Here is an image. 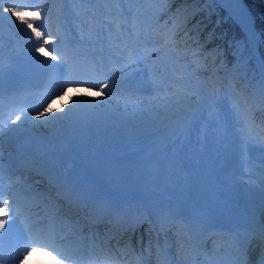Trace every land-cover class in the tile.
<instances>
[{"label": "bare ground", "instance_id": "1", "mask_svg": "<svg viewBox=\"0 0 264 264\" xmlns=\"http://www.w3.org/2000/svg\"><path fill=\"white\" fill-rule=\"evenodd\" d=\"M59 1L60 0H44L39 7V9L45 13L43 30L49 34H51L48 28L49 15L54 10L59 9ZM70 1L77 11L81 10L79 12V19L83 21V28L87 33H98V27L100 25L92 18L98 19L102 24L103 21H108V17H112L111 14H113V12L119 11L118 0ZM216 1L244 30L247 36L246 40L238 42V46L236 50L233 51V54L240 56L244 52L246 45L250 46V55L255 59L264 80V64L259 59L258 35L255 32V38L252 37L249 28L250 24L247 23V25L245 22L246 20H242L234 3L227 2V0ZM7 10L8 9H5V11ZM110 12L111 14H109ZM12 15L21 16L26 14L13 12ZM131 16L132 13L128 15V9H124L121 13V17L115 19L117 21L119 20V28L109 31V40L111 42V47L109 48H119L128 51L127 47L124 46L128 40L127 46L130 45L132 51H137V57L146 55L152 51V49H142L144 42L141 41L144 35L138 37L136 34L137 27L134 28V25H130L132 22ZM21 38H26V36H21L18 28L11 26L7 20H4L3 29L0 31V46H8L14 43L13 48H15V46L19 44ZM134 42H136V45L132 46ZM129 52L131 51L129 50ZM137 57L135 58L137 59ZM152 58L141 64L135 59L136 61L132 66H127L124 68L125 70L123 72L120 70L112 76V80L116 85L113 88V94L120 98L119 101H121V105L110 101L116 112L123 113L125 104H128L129 109H131L132 104H134L133 102L137 101L136 97L142 95V93L146 91L161 94L167 89L174 90L173 85L167 82V78L170 76L169 73H163L161 75L165 79L158 89L153 87L152 77L149 76V72L154 71L156 67L159 66V62L157 61L156 55ZM123 59L124 57L121 56L120 60ZM137 70H141V73L138 77H135L134 72ZM117 75L120 76L119 78L121 80L117 79ZM235 79H238V77ZM227 80V82L213 85L207 92V94L211 93L209 98L206 99V97L200 96L197 102L189 107L188 111L185 112V117L192 121L191 127L188 131L181 132L178 136H173L171 134V126L158 135L145 134L144 131L135 135L128 134L126 130L112 131L110 130L111 120H105L103 115L89 113L85 105L82 106L80 110V123L75 128L62 127L59 124H49L47 126H42L43 128L37 127L40 131H47L49 137L55 138L56 140H36L33 141L32 144L34 146L51 148L62 138L79 137L88 141H93L96 147L101 150H120L122 152L135 154L136 158L133 162L118 167V173L120 177L124 178L123 180H129L136 174L148 171L152 179L147 184L140 187L144 192H153L154 195H164V197L175 194L182 197V200L185 202L191 201L201 178L215 162L217 164L220 190L226 197L230 196L228 201L237 198L245 199L253 203L258 210L261 204L260 196H258L254 188L250 189L249 186H247L244 179L245 176H247L248 169L245 166V162L248 159L243 153V146L237 143L232 144L231 139L235 129L237 131L243 129L242 126H237V124H240L237 122L243 121L242 124H246V120H243L241 111L251 105H255L258 108L260 104H264V85L262 84L263 86H260L255 93V97L250 101L243 100L242 98L246 84L235 87V83H232L235 91L230 92L226 89V85L231 83L233 78L228 77ZM124 89L127 91L126 96L131 97V105L122 95ZM69 95L74 96L75 93L72 92ZM66 102L67 97L58 101L53 107H59L60 104ZM119 109L120 111H118ZM194 111L195 115L193 114ZM100 119L105 123L106 133L103 138L97 139L93 130L97 127V121ZM46 128L48 130H46ZM109 133L112 134L109 135ZM249 139L251 138H247V141ZM263 158L264 154L262 155V159ZM151 162L155 163V167L146 168V165ZM237 175H243L244 177L237 179ZM261 178L257 182L258 187H261ZM236 180L245 182L243 186L245 189L244 191L243 189L237 188ZM258 211L261 215L264 214L263 209H259ZM62 217H64V215L57 217L58 222H60ZM71 229L73 233H82L83 241H85L82 245L84 254L81 258L80 251L78 259L88 264H90L89 255L93 249H95L96 252H99L101 248L105 250H114L121 256L118 262H123L127 260V254L134 249L136 250L138 247L136 246L138 242L135 244L132 239V236H139L138 233L134 235L128 234L126 237L115 235L112 239V234H109L106 229L84 230L80 221H74L71 225ZM21 264H27V261L25 260Z\"/></svg>", "mask_w": 264, "mask_h": 264}, {"label": "snow or ice", "instance_id": "2", "mask_svg": "<svg viewBox=\"0 0 264 264\" xmlns=\"http://www.w3.org/2000/svg\"><path fill=\"white\" fill-rule=\"evenodd\" d=\"M80 2H84V0H80ZM118 2H122V0H118ZM128 2L132 3L134 0H128ZM227 2L242 3V0H227ZM5 9L8 10L5 11ZM13 12L28 14L13 16ZM44 19L45 13L39 7H33L25 0H0V31L3 29L4 20H7L11 26H15L20 31H28L30 41H35L33 47L35 53L38 54L35 59L46 68L56 69V76L59 79L64 76L65 69L68 70L69 74L72 71L70 53L56 50L53 46L51 34L43 30ZM83 38V35H81L82 40ZM59 42V39H57L56 43ZM144 42L146 44L151 43V37L146 36ZM118 54L124 55L123 51ZM157 54L158 50L153 53V55ZM45 55L55 63H49V61L42 59ZM131 55L134 58L137 57V51L133 50ZM66 57H69V59H66ZM141 58L146 59V57ZM2 65L3 57L0 55V71H2ZM160 67L167 69V63L163 59L160 61ZM149 76L152 77L153 87L157 89L165 79L163 76H157L156 71H150ZM115 86L111 75L95 84H90L86 80H75L69 76V79L59 87L58 91H52L44 99L40 109L33 110L34 115L23 111V109L14 113L9 111L5 114L2 98H0V138L3 137L5 131L16 133L28 126L37 128L49 124H59L62 127L75 128L80 123V110L85 105L89 113L103 115L105 120H111L114 131L126 130L129 133H138L146 131L151 122L163 126L165 121H168L171 126L170 130L173 136H178L181 132L190 129L192 121L185 117L184 109L187 105V96L183 91L173 92L175 99L172 101L161 100L148 107L142 104H133L129 109V105L125 104L124 112L118 113L110 103L113 95L111 90ZM72 92L75 93L74 96L69 95ZM65 97H67L66 103L60 104L59 107H53L54 104ZM145 111L149 113L148 122H145L143 127H141L140 122H136V126L133 127L132 122L135 121L137 114H140L141 119H143L142 114ZM193 114L195 115V111ZM249 132H254L258 139H264V127L259 129L250 127ZM259 171L262 177L260 184L264 187V168ZM262 208H264V205H262ZM33 215L29 201L18 192H13L11 185L5 187L2 151H0V261L3 260V237L19 221L24 225L23 231L27 234L29 242L25 243L22 249L15 250V254L11 257L13 261L29 260L35 253V264H65L66 261L76 264L74 261L76 253L69 254L65 248L60 246L64 244L65 239H70V237L58 239L54 228H42L43 221L34 220ZM252 239L257 240L256 247L260 249L254 261L251 259L250 253V249L252 252L256 250L252 247ZM246 240L247 244L244 247L241 264H264V223L258 226L251 237H246ZM74 243L83 245L85 241H75ZM83 254L84 250L81 248V258ZM165 256H168L167 252H165ZM120 258L118 252L103 248L99 252L93 249L89 255L90 264H117ZM141 264H143L142 260ZM169 264H174V262L169 260Z\"/></svg>", "mask_w": 264, "mask_h": 264}, {"label": "trees", "instance_id": "3", "mask_svg": "<svg viewBox=\"0 0 264 264\" xmlns=\"http://www.w3.org/2000/svg\"><path fill=\"white\" fill-rule=\"evenodd\" d=\"M212 1V0H209ZM252 20L254 29L259 34L258 50L264 61V0H243ZM162 9L159 10V19L177 18L176 33L179 35V42L187 50L197 51V55L190 59L184 55L178 58L186 69V75L195 88L205 86L209 79V73L225 60L229 65L236 59L233 56L235 45L241 40H246V34L232 19L224 20L225 11L222 7H214L208 0H164ZM250 55L249 46L246 45L243 58ZM249 65H254L252 60ZM187 96L186 111L189 104L195 101V95ZM254 124L258 129L264 127V114H254ZM168 121L164 122L166 126ZM158 124L153 122L150 128Z\"/></svg>", "mask_w": 264, "mask_h": 264}, {"label": "rangeland", "instance_id": "4", "mask_svg": "<svg viewBox=\"0 0 264 264\" xmlns=\"http://www.w3.org/2000/svg\"><path fill=\"white\" fill-rule=\"evenodd\" d=\"M134 1L135 2L129 3L128 0H122V2H119L118 10L120 9L119 11H122L123 9H125L129 5L131 7L130 11H132V13H134V14L138 13L139 14V16H140L139 25L142 24L144 21L149 23V21L153 18L154 10L157 7L160 8V6H162V3L158 2V0H134ZM137 1H138V3H136ZM209 3H210V5H212L214 7L216 6V7L221 8V6L217 3L216 0L209 1ZM175 28H176V26L171 24V25L167 26V32L168 33H171V31L174 32ZM256 34L258 35V45L260 46L259 34L258 33H256ZM158 42H159V40H157V42L154 43L155 46H154L153 50L147 54V58H152L154 56L153 53H155L158 50V54L156 55V57L158 58V62L160 63V61L163 59L167 63V69L165 70V69L159 67L158 69H156L154 71L157 72L158 76H161L163 73H169L170 75L174 76L175 77L174 81H171L173 84L169 81V83L171 85H173L174 90L172 91V94L169 96L165 95V93H161V94L156 93L155 96H153V98H151L149 100H139V101L133 102L134 104H142V105L148 107L152 104L158 103L161 100H167V101L174 100L175 97L173 96V92L179 93L180 91H183L184 94H186V93H189L190 89H191L192 94H193L194 90H196L191 85V82L187 79V77H185L186 76L185 75L186 69L184 68V66H182L180 63H178L176 60H177V58H181L184 55V53L186 54V56H189L190 59H193V57L196 56L198 52L195 50L185 52L186 48H184L182 46V44L178 42V39L175 40V36L174 37L172 36L170 38V41L167 43H164L163 45H159L160 42L159 43ZM237 46H238V43L235 45L234 50H236ZM249 50H250V48H249ZM165 53H167V55H165ZM233 56L236 59V61L232 64V65H234V67H232L231 64L229 65L225 60L221 61L218 64V66L215 67L209 73V80H208V84H207L206 89H203L200 92L198 91V93L196 92L195 102L193 104H195L197 102V100L200 96H204V97H206V99L209 98L211 96V93L207 94V92L210 90V88L215 84L227 82L228 77L233 78L232 82L228 83L226 85V89L229 90L230 92H232V90L235 91L233 89L234 85H232V83H235V87H239V85L247 84L248 80L251 79L250 80L251 84L249 85L247 92L244 91V94H242V98H243V100H250V101L252 100V98L254 96L253 90L259 88V86L261 85L260 79H258V76H259L258 71L259 70L257 69V67H255V64H254L253 59L251 58V55H250V58H251L250 60H252V62L254 64L252 66L249 65V62L248 63L246 62L248 60V58L242 57L243 53L240 56H237L235 54H233ZM237 77L240 79H238V80L235 79ZM245 88H246V86H245ZM110 101H113L115 103H119V105H121V102H118V101L116 102V100L110 99ZM131 104L132 103H130V105ZM189 107H187V111H188ZM118 111H120V109ZM256 111H261L264 113V104H260L258 106V108L255 105H251L248 108H246L245 110L241 111V115L243 116V120H246V124L243 125L242 124L243 121L237 122V123H240L237 125L242 126L243 129H241L239 131H237L235 129V131L233 133L234 135L232 136V139H231L232 144L237 143V144L243 146L242 150H243L244 154L250 149L249 144H253L257 140V138L252 137L251 134H249V135L245 134L246 130H249L250 127L253 128L252 127V117H253L252 114L255 113ZM142 115H143V119H141L140 114H137L135 121L132 122L133 127L136 126V122H140L141 127H143L145 122H148V120H149L148 111H145ZM151 123H153V122H151ZM97 125H98L97 128L100 127V130H99L100 132L95 130L96 128L93 130V132L96 134V137L98 139H100V138H103L104 134H105L104 133L105 123L103 122L102 119H100L97 121ZM150 127L151 126H149L148 129ZM110 128L112 129V131H114V129L112 127V123L110 124ZM148 129L144 132L150 133L148 131ZM46 130H48V129L46 128ZM151 133L154 135H156V134L158 135V134L163 133V131L162 130L160 131L159 129H157ZM130 134L135 135L137 133H130ZM249 137L251 139H249L247 141V138H249ZM236 182H237V188L242 189L245 182H241V181H236Z\"/></svg>", "mask_w": 264, "mask_h": 264}, {"label": "water", "instance_id": "5", "mask_svg": "<svg viewBox=\"0 0 264 264\" xmlns=\"http://www.w3.org/2000/svg\"><path fill=\"white\" fill-rule=\"evenodd\" d=\"M234 5L236 6L238 13H240V16L242 17V20H246V24L249 23L250 24V32L252 33V37L255 38V30H254V25H253V21L252 18L250 16L248 7L246 6V4L244 3V1L242 0V3H234ZM228 15V14H227ZM229 16V15H228ZM232 18V17H231ZM233 19V18H232ZM234 20V19H233ZM248 25V24H247ZM251 50V47H250Z\"/></svg>", "mask_w": 264, "mask_h": 264}, {"label": "clouds", "instance_id": "6", "mask_svg": "<svg viewBox=\"0 0 264 264\" xmlns=\"http://www.w3.org/2000/svg\"><path fill=\"white\" fill-rule=\"evenodd\" d=\"M35 258H36V254L34 253L32 257H30L29 260L27 261V264H35Z\"/></svg>", "mask_w": 264, "mask_h": 264}]
</instances>
